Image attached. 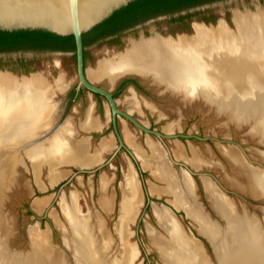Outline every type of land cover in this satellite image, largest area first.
<instances>
[{
  "label": "bare ground",
  "instance_id": "6f19581e",
  "mask_svg": "<svg viewBox=\"0 0 264 264\" xmlns=\"http://www.w3.org/2000/svg\"><path fill=\"white\" fill-rule=\"evenodd\" d=\"M234 24L237 32L229 29L224 22L217 28L196 24L193 37L179 35L177 38L166 39L158 36L134 42L132 48L125 53L101 60L96 70L88 71V78L91 82L101 78L115 82L126 73L151 76L155 84L182 95L186 101L202 96L208 104H216L222 111L232 110L230 118L233 121L242 122L253 116L264 120V12L257 15H238ZM64 81V75L60 76L56 84H51L46 78L36 75L21 80L10 72L0 73V199L2 192L7 191L15 182V168L19 164L21 152H25L32 162L40 184L43 183L42 168L45 165L50 167L48 180L53 186L70 174L68 170H61V167L84 166L92 169L102 164L105 153L113 150L115 143L108 138L102 141L93 154H89L85 142L73 140L72 122H68L63 130H55L53 118L59 110L58 106L52 104V99L56 90L65 91ZM135 98L133 96L129 104L135 102L138 105ZM151 110L154 111L152 106ZM176 123L165 127V132L173 134ZM83 127L97 129L99 126L92 123L90 117ZM123 131L127 144L142 167L151 170L156 180L167 184L166 188H159L150 183L151 194L156 197L172 195L174 207L185 211L189 218L197 222L200 231L215 243L217 249H221L219 238L223 229L213 224L204 214L202 206L197 203L193 177L185 172L177 175L158 143L148 141L151 151L148 155L126 126ZM234 149H224L223 154L233 165L241 168L239 170L248 174L254 191L258 188L264 194V173L247 168L242 156ZM191 154L192 157H188L184 146L176 142L175 158L185 160L192 167L198 168L203 158L193 147ZM127 170L122 186L120 220L116 228L124 245L116 253H112V244L107 240L105 223L99 224V234L96 235L89 218L92 215L89 216L90 212L88 216L81 212L78 196L73 194L70 202L63 196L61 205L74 233L73 244L68 238L65 241L76 251L77 264H133L137 257V246L129 242V224L137 218L142 206V189L138 173L130 161ZM111 182L112 178L102 176L99 203L106 215L112 213L116 202L115 195L108 193ZM203 182L214 207L235 226L236 238L231 247L222 253L219 250L221 263L264 264V238L256 231H252L253 235L246 234L240 221L233 216L235 206L233 207L231 200L220 192L212 180L205 179ZM48 201L49 199L37 198L33 202V209L42 212ZM154 212L159 224L168 233V238L164 240L152 227L149 231L165 264H207L201 245L185 232L170 209L155 206ZM8 220L9 218L0 215V233L5 236V240L0 241V258H5L4 244L11 233ZM29 234L37 258L33 260L30 257L23 259L14 256L10 260L0 259V264H63L50 245L47 231L44 232L37 224L32 226Z\"/></svg>",
  "mask_w": 264,
  "mask_h": 264
},
{
  "label": "rangeland",
  "instance_id": "374dc122",
  "mask_svg": "<svg viewBox=\"0 0 264 264\" xmlns=\"http://www.w3.org/2000/svg\"><path fill=\"white\" fill-rule=\"evenodd\" d=\"M260 12H264V0H221L174 14L162 15L151 21H146L132 30L122 33L118 39L120 44L118 49L114 50L108 47L105 44L106 41L90 48L92 59L87 64V71L96 70L101 60L112 59L113 57L125 53L128 49L132 48L134 42H140L158 36H162L166 39L171 36L177 38L179 35L183 36V34L193 37L195 35L194 27L196 24H203V19H213L212 24L204 23L207 24L209 28L212 26L217 28L221 22H224L229 29L237 32V27L234 24L236 16L257 15ZM181 19L189 20L186 21L188 25L185 24L184 31H178L179 26L175 24L182 21ZM171 28L174 29L173 33H169ZM22 63L27 65L28 69H22L23 71L16 69L17 65ZM8 66L13 69H7ZM7 72L12 73L21 80L36 75L46 78L51 84H56L60 76L64 75L65 87L67 89L65 88V91L56 90L52 99V104L58 106V110L60 111H58V114L56 113V116L53 118L54 126L56 127L55 130H60V128L63 130L66 126L65 122L67 118L72 115V110L74 108V105L69 100V98L73 96V89L77 86L76 58L74 53L47 54L45 52H27L5 55L0 53V73L6 74ZM127 76H138L153 84L157 89L159 95L151 91V96L154 100H157L161 106L160 111L157 109V112L159 113L158 115H162V120L158 118V116H152V119H150L151 121H149L150 110H141V107L146 105L147 102H142L140 99L135 98L139 106L135 104V102L134 104H129L133 96L125 91L117 97L121 109L127 112L126 105H128L133 117L150 129L167 134L164 130L165 127H168L171 123L174 124L177 122V126L173 132L175 134L197 135L203 138L214 137L220 140H229L239 143L243 147V149H241L237 145L220 143L215 140L202 141L199 139L180 138L179 140L187 147L188 145H193V148H195L203 158L202 160L204 163L202 162L198 168H194L185 160L175 158V140L177 139H165V144L171 151L174 159L181 163L183 161L193 172L198 173V176L193 177L196 183V200L197 203L202 206L201 208L207 218L220 229H223L219 238L222 243L221 249H219L220 252L227 251L228 247H231V243L236 238L234 234L235 226L214 207L204 187L203 181L205 179L212 180L220 192L224 193L231 200L233 207L235 206L233 216L240 221L245 233L252 234V231H256V233L258 232V234L264 238V194L258 188L257 191H254L255 189L250 184L248 174L239 170L241 168L233 165L223 154L225 150L234 149L235 147L234 150L242 156L247 168H251V170L255 172L264 173V120L261 117L253 116L251 119L242 122L233 121V119L230 118L233 112L232 110L222 111L218 105L208 104L202 96L192 101H186L182 95L179 96L174 94L164 86L155 84L151 76L144 77L139 74L126 73L119 76L115 82ZM115 82H112L108 78H101L93 81L94 84H99L108 90L114 91L116 86L113 89L111 88ZM134 111H138L140 114H134ZM128 123L131 131L139 137L140 142L145 145V139L148 134L141 132L129 121ZM107 133L113 134L112 128H110ZM150 137L161 145L165 151L170 167L177 175H180L181 172L189 174L188 169L182 165H175L172 163L168 157L167 149L158 138L154 136ZM114 151L107 156L106 160L104 159L105 162L110 159ZM25 154V152H21L20 154L21 158L19 164L15 168L14 184L1 194L0 215L4 218H9L8 224L11 226V233L4 244L6 247L5 258L1 257L0 259L5 261L4 259L10 260L14 256H19L23 259H28L30 257L35 260L37 258L36 249L34 250L29 231L32 226L38 224L40 229L44 232L47 231L49 234L50 245L52 249L54 248V252L56 254L58 253L57 255L60 257L62 263L77 264L76 251L73 247L68 246L65 241V238H68L70 243L72 241L73 244L74 233L71 225L67 222L68 220L64 214L63 206L61 205L63 196L67 202H70L73 194L77 195L79 198L81 212L87 216L90 212L89 216L92 215L89 218L91 220V225L95 228L93 230L96 235L99 234V224L101 222L105 223L107 229L106 237L113 247L112 253L118 252L122 248V245H124L116 232L120 220L119 211L123 198L122 186L125 182V174L128 171L129 161L134 167L136 166L130 155L125 150H121L103 169L96 173L79 174L74 176L73 179H71L72 176L79 169L63 166L61 170H68L71 175L69 174L67 178L60 181V183L54 187L48 185L50 167L45 165L42 168L41 178L44 184H46L47 189L42 191L36 184L33 174V164ZM150 154L151 151L149 155ZM188 157H192V154L189 153ZM3 159L4 158H1V160ZM139 166H142L141 162H139ZM143 169V167L140 168L142 177L138 174L142 189V206L140 207L137 218L132 224H129V242L135 244L138 250V255L133 264H165L149 232L150 227H152L161 238L164 240L168 238V233L159 224L155 215V206L168 208L175 214L185 232L193 236L201 245L207 264H222L219 250L215 246V243L200 231L197 222L189 218L185 211L174 207L172 203L174 197L172 195L164 194L162 198L151 196L150 183L155 184L159 188H166L167 184L156 180L151 172L152 178L150 173ZM103 175L112 178L108 193L111 195L114 194L116 197L115 209L110 215L104 213L99 203L102 193L101 178ZM190 177L192 176L190 175ZM153 179L157 183H162L161 186L154 183ZM68 181L69 183H67ZM143 184L145 187H143ZM145 190L146 193L148 192L146 195ZM36 198L50 199L49 203L40 213L33 209V201ZM148 198L150 201H148ZM4 240L5 236L0 233V241L3 242ZM262 251H264V249Z\"/></svg>",
  "mask_w": 264,
  "mask_h": 264
},
{
  "label": "water",
  "instance_id": "95a60500",
  "mask_svg": "<svg viewBox=\"0 0 264 264\" xmlns=\"http://www.w3.org/2000/svg\"><path fill=\"white\" fill-rule=\"evenodd\" d=\"M134 1L137 0H0V31H43L60 37L73 36L76 48V72L78 77V86L75 88L76 94L83 87L89 92L105 98L109 106L113 132L117 140V148L107 162L94 169H80L72 176L71 179L79 174L96 173L97 171L103 169L121 150H125L130 155L136 165L135 167L137 173L140 177H142L139 161L126 145L119 130L118 119L120 118L129 121L141 132L158 138L167 149L166 151L168 153V157L172 163L175 165H182L188 169L189 174L192 177L198 176V173L193 172L186 163H181L174 159L171 151L165 144V139L185 138L199 139L202 141L215 140L220 143L234 144L243 149L239 143L229 140H220L214 137L203 138L197 135L189 134H165L163 132L150 129L135 119L130 112L122 111L110 91L97 86L89 80L84 62V35L105 22L116 11L128 6ZM67 183H69V181ZM143 187H145L144 184ZM147 193L145 190V195ZM148 201H150L149 198Z\"/></svg>",
  "mask_w": 264,
  "mask_h": 264
},
{
  "label": "trees",
  "instance_id": "16d2710c",
  "mask_svg": "<svg viewBox=\"0 0 264 264\" xmlns=\"http://www.w3.org/2000/svg\"><path fill=\"white\" fill-rule=\"evenodd\" d=\"M221 0H137L116 11L105 22L84 35V48L111 34L132 28L151 18L170 15ZM64 50L75 55L73 36L60 37L43 31H0V53ZM100 96V95H98Z\"/></svg>",
  "mask_w": 264,
  "mask_h": 264
},
{
  "label": "crops",
  "instance_id": "0c3cea01",
  "mask_svg": "<svg viewBox=\"0 0 264 264\" xmlns=\"http://www.w3.org/2000/svg\"><path fill=\"white\" fill-rule=\"evenodd\" d=\"M87 75H88V71H87ZM124 78V77H123ZM123 78H121L120 80H122ZM119 80V81H120ZM118 81V82H119ZM118 82H115L113 85H112V88H115L116 84ZM129 95H133L136 97V99H141V97L135 92V90L133 88H130L129 91H128ZM133 93V94H132ZM144 100V99H143ZM117 101V100H116ZM145 101V100H144ZM73 105H74V108L72 110V115L70 117L67 118L66 120V124L68 122H72L73 125H74V135H73V140L74 141H77V142H85L86 145H87V150L89 152V154H93L95 152L96 149H98L100 146H101V143L104 139H112L115 143V147L113 148V150L111 152H108V153H105L104 154V159L106 160L107 156L109 154H111L117 147V140L115 138V135H114V132L113 134H109L107 133L108 130L110 129V126H111V112H110V109H109V106L107 104V102H105L104 100H96L95 97L91 94V93H87L86 95V102H83L82 100L80 101H77V96L76 98L71 102ZM118 105H119V102L117 101ZM127 107V112H130V107L128 105H126ZM147 107V106H146ZM148 108V107H147ZM148 110H150L148 108ZM91 113V114H90ZM134 114H140L138 111H134ZM150 114L152 116H158V118H160L161 120L163 119L162 117H160V115H158L159 113L157 112V108H156V111L155 112H152L150 110ZM91 115V116H90ZM90 117L92 118V123H95L97 126H99L97 129L93 128V129H86L84 128L83 126L90 120ZM86 122V123H85ZM65 124V125H66ZM77 125V126H76ZM125 126L127 127V129L132 133L134 134L131 129H130V126H129V123L127 120L123 119V118H120V121H119V128H120V131L122 133V136L124 138V129H125ZM82 127V128H81ZM77 129V130H76ZM84 129V130H83ZM97 130V131H96ZM106 133V134H105ZM76 135V136H75ZM135 139H136V142L137 144L146 152V153H150V149L147 145L148 141H152L153 143H156V141H154L149 135H147L146 139H145V145L142 144L139 140V137H137L135 134ZM75 137V138H74ZM125 140V138H124ZM180 142L184 148H185V151H186V154L189 156V153H191V147H193V145H188V147L182 142L180 141L179 139L175 140V143L176 142ZM125 143L126 145L128 146V148L132 151L131 147L127 144L126 140H125ZM147 147V148H145ZM175 147H176V144H175ZM134 153V152H133ZM104 160V162H105ZM103 162V163H104ZM183 162V161H182ZM102 163V164H103ZM67 167H73V168H77V169H91V168H88V167H84V166H80V167H76V166H67ZM98 167V166H96ZM96 167H93L92 169L96 168ZM142 167V166H141ZM79 169V170H80ZM144 170V169H143ZM147 172L150 173L151 177H152V174H151V171H148V170H145ZM33 174H34V178H35V181H36V184L38 186V188L42 191H45L47 189V186H45L46 184H44V182L42 184L39 183L38 181V177L36 176V173H35V170L33 169ZM42 175V174H41ZM68 177V175H67ZM65 177V178H67ZM153 178V177H152ZM42 180V178H41ZM63 179H61L60 181H62ZM59 181V182H60ZM152 181V180H150ZM153 182L156 183L157 185H160V183H157L156 181H154L153 179ZM58 184V183H57ZM56 184V185H57ZM49 186L51 187H54L55 185L52 186V184L50 183L49 181ZM44 189V190H43ZM122 196H123V192H122ZM153 197H155L154 195H151ZM164 197V196H163ZM156 198H162V197H156ZM37 199V198H36ZM35 199V200H36ZM40 199H49V198H40ZM34 200V201H35ZM50 200V199H49ZM33 201V202H34ZM115 201H116V197H115ZM49 203V201L45 204L44 208L46 207V205ZM116 205V202L114 204V206ZM43 208V209H44ZM115 209V207H114ZM113 209V211H114ZM112 211V212H113ZM38 212V211H36ZM40 213V212H38ZM106 214V213H105ZM108 215V214H107ZM110 215V214H109Z\"/></svg>",
  "mask_w": 264,
  "mask_h": 264
},
{
  "label": "flooded vegetation",
  "instance_id": "af4514ba",
  "mask_svg": "<svg viewBox=\"0 0 264 264\" xmlns=\"http://www.w3.org/2000/svg\"><path fill=\"white\" fill-rule=\"evenodd\" d=\"M160 17V16H158ZM156 17V18H158ZM155 18H151L147 21H151ZM182 20V19H181ZM186 21H189V20H186V19H183L182 21H179V23H175L177 24L178 27V31H182L185 27V24ZM204 23H208V24H212L213 23V19H203ZM145 23V22H144ZM143 24V23H142ZM141 25V24H139ZM137 25V26H139ZM188 25V24H187ZM190 25V24H189ZM207 25V24H206ZM137 26H134L132 28H128L126 30H123V31H120L118 33H115V34H111L109 36H106L102 39H99L97 41H92L85 49L84 51V62H85V68L87 69V64L88 62L92 59V53L91 51L89 50L90 48L96 46V45H99V43L103 42V41H106V45L108 47H111L112 49H118L120 47V44L118 42V39L120 38L119 36L122 34V33H125L129 30H132L134 29L135 27ZM195 28V27H194ZM173 28H171L169 30V33H173ZM195 30V29H194ZM184 31V30H183ZM184 35V34H183ZM29 53H35L34 51H28ZM10 53H27V52H22V51H18V52H10ZM10 53H1V54H10ZM47 54H53V53H63V54H69V53H72V52H68V51H56V50H50L48 52H45ZM76 58V57H75ZM10 67L8 66L7 69H9ZM10 69H13V68H10ZM16 69H20V71H23L22 69H28V66L27 65H24L23 63L22 64H18ZM97 86L101 87V88H104L103 86L99 85V84H96ZM77 86H78V77H77ZM76 88V87H75ZM75 88L73 89V96L71 98H69V100L72 102L76 96H77V101H80L82 100L83 102H86V95L87 93H91L89 92L87 89L85 88H81L79 92H75ZM130 88H133L135 90V92L141 97L142 99V102L145 100V102H147L146 105H143L141 108L142 111H145L148 110V108L151 110V106L154 108V112L156 111V108L160 111V104L157 102V100H154V98L151 96V91H154L157 95L158 92H157V89L153 86V84H151L150 82L138 77V76H127V77H124L122 80H120L117 84H116V89L115 91L114 90H108L106 88V90L110 91L112 93V95L114 96V98L117 100V97H119V95L125 91L128 93L129 89ZM96 100H104L105 102H107L105 100V98H103L102 96H98L97 94H93L91 93ZM144 99V100H143ZM119 106V105H118ZM148 108H147V107ZM120 108V107H119ZM121 109V108H120ZM122 111H124L123 109H121ZM91 114V113H90ZM147 114V113H146ZM91 116V115H90ZM150 119H152V115H150L149 113V121H151ZM119 121L120 119H118V126H119ZM132 124V123H131ZM133 125V124H132ZM110 128H112L113 130V127H112V121H111V126ZM125 138V137H124ZM148 154V153H147ZM149 155V154H148Z\"/></svg>",
  "mask_w": 264,
  "mask_h": 264
}]
</instances>
